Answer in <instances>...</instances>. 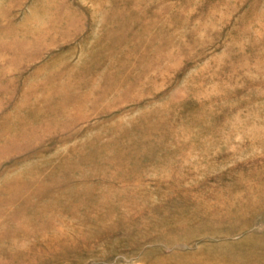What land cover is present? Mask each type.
Listing matches in <instances>:
<instances>
[{
  "label": "rangeland",
  "instance_id": "1",
  "mask_svg": "<svg viewBox=\"0 0 264 264\" xmlns=\"http://www.w3.org/2000/svg\"><path fill=\"white\" fill-rule=\"evenodd\" d=\"M0 36V264H264V0H0Z\"/></svg>",
  "mask_w": 264,
  "mask_h": 264
},
{
  "label": "crops",
  "instance_id": "2",
  "mask_svg": "<svg viewBox=\"0 0 264 264\" xmlns=\"http://www.w3.org/2000/svg\"><path fill=\"white\" fill-rule=\"evenodd\" d=\"M27 38L30 41L32 40V42L35 41L34 37L29 33L27 34ZM0 51H2L1 48H0ZM2 62H3V57L1 54V56H0V67L2 65L1 64ZM0 94H1V92H0ZM1 97L2 96L0 95V150L2 151L5 148V146L7 148L10 147L9 149H14L17 147L16 145H19L20 143L22 144V145H20L21 147H25V149L29 148V147H27V145L30 143V139H34L35 133L33 134L32 132H28L26 130V127L22 128L21 132H17V131L15 132V130H14L16 128L15 123L14 122L11 123V121H9V123L7 124V121L11 120V118H9V113H13V115H14V113L16 111L15 110L16 107H14V105L11 106L10 104H7L6 102H5L6 105L3 104ZM40 125L42 126V123H40ZM44 128H45V126L41 128V131L44 130ZM46 132L47 131H45V134H46ZM37 133L42 134V132H40V131H38ZM4 137H6V138H4ZM13 144H15V146ZM31 148L32 147H30L29 149H31Z\"/></svg>",
  "mask_w": 264,
  "mask_h": 264
}]
</instances>
